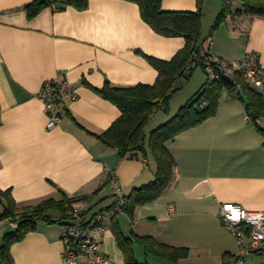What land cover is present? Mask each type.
<instances>
[{
    "label": "crops",
    "instance_id": "0c3cea01",
    "mask_svg": "<svg viewBox=\"0 0 264 264\" xmlns=\"http://www.w3.org/2000/svg\"><path fill=\"white\" fill-rule=\"evenodd\" d=\"M35 1L0 0V192H9L19 209L47 199L85 196L86 201L73 205L92 215L114 202L111 179L127 196L152 181L155 171L151 158L141 153L122 156L98 139L121 114L98 90L106 82L114 87L153 85L158 72L147 57L171 60L186 41L156 33L129 0H88L85 8L52 3L29 16L26 6ZM233 4L215 30V22L206 26L203 15L211 13L215 19L224 0H162L161 8L200 9L202 47L213 34V55L233 62L246 51H255L264 68V17L236 15L242 2ZM193 77L192 72L186 83H174L167 110L154 112L147 134L202 88L205 75L197 85H190ZM52 80H66L77 96L56 105L61 118L49 130L37 94ZM253 88L264 101V84ZM259 125L264 128V117ZM165 146L176 162L171 186L155 201L138 206L132 218L124 212L116 219L125 236L151 237L162 245L187 248L188 254L172 261L149 255L135 244L136 260L229 264L237 243L222 223L221 206L232 203L264 211V136L249 119L245 103L224 88L213 116ZM4 203L0 196V214ZM52 212L50 216L59 221L39 220L34 231L10 245L12 264H62L68 221ZM16 227L15 220H0V244ZM101 238L105 264H124L110 223ZM242 264H264V255L252 253Z\"/></svg>",
    "mask_w": 264,
    "mask_h": 264
},
{
    "label": "trees",
    "instance_id": "16d2710c",
    "mask_svg": "<svg viewBox=\"0 0 264 264\" xmlns=\"http://www.w3.org/2000/svg\"><path fill=\"white\" fill-rule=\"evenodd\" d=\"M129 1L135 2L139 6L143 20L156 33L167 37L181 36L186 41L184 48L171 60L147 57L149 63L158 72L157 80L153 85L114 87L106 82L98 90L105 99L115 104L121 112L111 126L104 133L97 136L98 139L105 146L116 149L122 156L128 154L132 157L141 153L143 157L151 158L155 164L153 180L142 187L132 189L130 194L125 196L123 211L132 218L138 206L158 199L174 181L176 162L166 148L165 143L182 131L195 127L213 116L217 110L221 90L227 88L231 91L232 87L230 80L226 77H222L212 83L210 88L205 87L204 83L202 88L181 106L174 116L147 134V126L154 112L159 108L167 110L174 83L181 77L189 79L194 71V69L188 70L186 65L191 60L193 53L202 48V12L200 9L197 11H165L161 8L162 0ZM240 1L242 2V9L236 11V15L241 16L244 14L264 17V0ZM52 3L59 4L58 7L70 5L76 8H85L88 0H44L43 2L36 0L27 5L26 9L29 16H33L43 6ZM228 8L224 6L217 17L213 29L227 15ZM242 84L243 91L238 98L245 103L249 119L255 123L259 133L264 136V128L259 125L260 119L264 117L263 98L253 87L243 82ZM204 100L207 101V105L201 107L200 105ZM0 196L5 198L0 220L12 219L17 222L16 229L7 232L2 238V243L0 244V260L2 264L13 263L9 253L10 245L21 240L27 232L34 231L39 220L49 223L59 221V218L56 219L50 216L52 211L59 212L62 216L61 220L68 219L67 211L72 208L73 204L79 201H86L87 199L85 196L63 197L61 201L47 199L37 206L19 209L16 207L9 192H0ZM117 215L111 218L110 224L117 244L124 254V264H141L134 256L133 246L135 244L143 247L145 253H152L172 261L187 256V248L162 245L151 237H139L133 233L129 236L123 235L116 219Z\"/></svg>",
    "mask_w": 264,
    "mask_h": 264
},
{
    "label": "built area",
    "instance_id": "2783aa9c",
    "mask_svg": "<svg viewBox=\"0 0 264 264\" xmlns=\"http://www.w3.org/2000/svg\"><path fill=\"white\" fill-rule=\"evenodd\" d=\"M202 2L203 0H199ZM225 6H231V0H224ZM213 44V34L205 39V47L194 52L186 68L201 67L205 73V87L226 77L231 83V94L238 98L243 91V84L251 87H261L264 84V68L255 51H246L239 61L226 62L213 55L210 49ZM47 113V129H53L60 121L56 105L64 98L75 99V89L66 81H47L37 94ZM207 101L200 105L205 107ZM114 202L107 210L89 215L79 206L73 205L67 211L66 232L64 239L66 247L62 253V264H77L83 260L85 264H105L106 257L100 251L101 237L107 230L111 218L124 213L125 195L123 188L111 179ZM220 216L224 226L231 232L237 243V252L229 264H242L245 258L258 253L264 255V211L249 210L238 204L227 203L221 206Z\"/></svg>",
    "mask_w": 264,
    "mask_h": 264
},
{
    "label": "rangeland",
    "instance_id": "374dc122",
    "mask_svg": "<svg viewBox=\"0 0 264 264\" xmlns=\"http://www.w3.org/2000/svg\"><path fill=\"white\" fill-rule=\"evenodd\" d=\"M221 1H223V0H221ZM231 5L234 6L233 0H231ZM217 17L218 16H216L215 19H214V16L211 13H206V15H203V20L206 22V26H210L211 24H213V22H216ZM187 75H188V73H187ZM193 75H194V77H193L190 85H197V84H199V82L201 81V77H203V75H205V74H204L203 69L201 67H198V68H196L193 71ZM186 81H188V79H186L185 77H181V78L178 79V85L180 83H186ZM163 112H164V109L160 113H163ZM150 128H151V126H150ZM52 213L60 216V213L57 212V211H54ZM149 255H151V253H149Z\"/></svg>",
    "mask_w": 264,
    "mask_h": 264
},
{
    "label": "water",
    "instance_id": "95a60500",
    "mask_svg": "<svg viewBox=\"0 0 264 264\" xmlns=\"http://www.w3.org/2000/svg\"><path fill=\"white\" fill-rule=\"evenodd\" d=\"M41 2H43V0H41Z\"/></svg>",
    "mask_w": 264,
    "mask_h": 264
}]
</instances>
